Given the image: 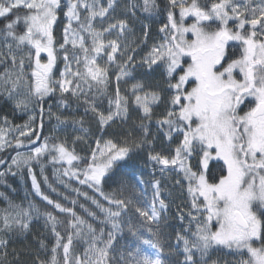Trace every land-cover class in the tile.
<instances>
[{
	"label": "snow or ice",
	"instance_id": "obj_1",
	"mask_svg": "<svg viewBox=\"0 0 264 264\" xmlns=\"http://www.w3.org/2000/svg\"><path fill=\"white\" fill-rule=\"evenodd\" d=\"M116 6L117 0H107L106 6L101 0H65L66 25L59 45L65 63L60 79H54L52 70L57 60V48L53 27L62 7L61 0H0V18L7 21L3 36L8 49L7 55L0 52V62L10 60L12 68L17 69L13 79L12 69L5 68V90L8 97L13 98L22 81L28 88L26 98L15 100L17 108L26 109L30 100L35 98L43 114L44 99L60 92L70 93L77 99L84 97L88 105L86 111L97 114L101 128L114 120L127 119L129 99L120 94L118 83L115 94L109 99L107 114L99 112L95 103L86 98L93 82L97 92L105 91L109 79L108 65H116L117 82L129 75L128 65L133 57L128 55L126 60L117 63L116 53L126 50H122L120 41L131 29L124 19L105 21L110 10L114 11ZM156 7L155 0H143L145 12H152ZM177 8L178 18L174 11ZM20 10H26L23 16ZM132 15L135 16V12ZM10 16L15 19H9ZM189 17H193L194 22L186 24ZM97 20L102 25L107 23V26L98 29ZM21 21L24 31L17 34L16 25ZM230 21L234 28L229 27ZM215 22L219 23L213 27ZM159 31L163 34L162 42L154 45L141 63L149 70L153 65L160 64L165 70L170 91L162 100L159 92L147 91L145 84L137 83L132 87V96L143 114L141 128L145 138L148 128L143 121H151L152 106L163 103L165 112L157 120V127L166 129L164 136L168 141H172L174 136L178 141L171 156L155 153L149 158L162 165V172L170 169L182 174L186 181L191 207L196 215L188 213L190 222L185 231L190 233L191 239L177 234V241L183 242L185 264H196L194 253H199L203 260L213 248L235 251L241 256L238 264H264V0H213L206 6H201L199 0H168L167 22ZM106 34H110L107 39ZM147 35L145 25V39ZM9 38L15 43L17 51L29 49L25 55L30 67L34 63L31 81L27 80L24 72L25 57L20 56L18 61ZM233 41L239 42L242 48L239 58L228 56L229 43ZM41 53H46V63L41 61ZM102 53L106 55L103 65L98 63L103 59ZM245 101L248 103L245 104ZM60 104L68 107L66 98L61 99ZM56 119L61 121L60 116ZM4 122L8 124L7 118ZM7 131L0 128V151L13 147V141L7 139ZM34 131L36 129L28 124L18 126V137L28 136V143H35L40 136L33 137ZM145 142L146 139L132 141L130 145L125 140L123 145H118L109 140L101 148L97 141V150L92 152L90 162L83 168L77 165L75 169L74 162H79L81 157L64 143L50 144L45 138L28 153L17 151L8 171H12L13 166L17 171L26 167L36 193L59 212L69 213L73 218L70 226L74 232L67 236L66 243H61L64 238L56 228L59 221L50 212L45 214L56 237L49 264H60L58 249H62L63 264H110V250L116 235L122 231V213H127L130 208L144 218V224L159 223L160 212L167 209L160 198L159 181L153 185L154 196L148 205L105 194L100 187L114 164L125 159L132 147H141ZM15 147H24V142L17 138ZM46 154L50 155L52 163L68 166L63 169V176L87 184L99 192L109 205L115 206L104 207L93 199V203L104 213L101 223L111 226L107 234L103 228L97 232L91 224L76 216L71 208L61 206L41 192L32 163H39ZM193 159L197 162L195 170ZM211 161L218 163L216 174L209 169ZM0 163L5 161L0 160ZM176 183L179 184L180 180ZM84 195L87 196L86 193ZM31 219V206L26 210L10 205L0 216V231L16 228L24 232L29 228ZM183 219L181 215L180 220ZM192 221H195L194 231L191 230ZM127 227L129 232L137 235L135 225L129 222ZM73 235L85 244L80 254L73 255L70 251ZM137 239L156 249L155 255L142 254L137 247L135 254L129 253L132 258L126 264H163L158 242L140 236ZM256 242H259L258 245ZM7 247L8 241L0 239V254L4 257L8 255ZM41 247H44L43 242Z\"/></svg>",
	"mask_w": 264,
	"mask_h": 264
},
{
	"label": "trees",
	"instance_id": "obj_2",
	"mask_svg": "<svg viewBox=\"0 0 264 264\" xmlns=\"http://www.w3.org/2000/svg\"><path fill=\"white\" fill-rule=\"evenodd\" d=\"M61 1L65 2V0ZM121 1L125 2L126 0ZM133 2L136 5L137 15L132 20L125 19L132 32L130 36L134 39V42L131 43L132 46L130 44L125 46L126 48L128 47V50H131V47L134 48L137 45L135 42L137 39L142 40L144 38L145 25L149 26L151 34H154L157 28L167 22L168 0H155L157 7L152 12H145L143 10V0H133ZM211 2L213 0H199L201 6L209 5ZM25 11L20 10V15L23 16ZM174 11L178 16L179 9L177 8ZM59 18L60 21H58L57 28L53 34L55 39L61 36V29L66 25V19L63 13H60ZM9 19H15V17L10 16ZM6 22L4 18H0V52H3L5 55L8 52L3 36ZM218 23L215 22L213 27ZM23 31L24 24L21 21L16 25V32L17 34H21ZM124 38L128 39L129 36L125 35ZM8 42L13 43V51L17 52L18 61L20 56L25 57L24 72L27 80L31 81L32 77L30 73L32 67H34V63L30 67L27 56L25 55L29 49L24 48L22 51H17L15 43L10 38ZM241 53L242 48L240 44L234 42L229 44L228 56L239 58ZM59 56L60 50H57V57ZM43 58L45 56L41 55V61H43ZM98 63L101 65L104 64L101 60ZM132 64L133 62L130 65L132 66ZM58 65L60 66V64ZM6 67L12 69L13 79L17 72V69L12 68L10 60L0 62V128H5L6 131L7 129H11L7 131V139L13 141V147H7L4 151H0V160L5 161V163H0V173H3L0 176V216L4 214L5 209H9L10 205L19 206L26 210L31 206L32 219L29 223V228L24 232H20L16 228H13L11 231H0V239H6L8 241V255L4 257L0 254V264H49L52 255L51 248L55 245L56 237L51 230V222L46 221L45 214L50 212L59 221L56 228L61 237L64 238L61 243H66L67 236L74 232L70 226L73 218L69 213L59 212L36 193L32 184V176L26 167L17 171L13 166L12 171H8L11 160L17 151L28 153L30 149L35 148L45 138L51 144L59 143L58 138L64 136L68 148L81 157L79 162H74L73 168L75 169L77 165L83 168L90 162V157L96 148L97 141L100 143L111 140L113 143L123 145L124 141L127 140L131 145L132 141L140 142L146 139V142L141 147H132V150L125 159L114 164L100 186L105 194H114L117 197L131 198L134 201L138 202L139 200L140 202V192L137 188L136 180L131 176V169H136L138 166L143 170H147L149 166V153L161 150L162 148L160 147L162 146L168 147L172 145L171 142L173 140L168 141L165 138L164 131L166 129H158L157 127V120L161 119L165 112L164 104H158L153 108L151 121H143V123L147 124L148 128L147 137L145 138V134L141 128L142 115L137 109H134L128 92L122 88H119L120 94L127 96L129 99L128 117L123 121L114 120L103 128H101L98 122L97 114L91 110L86 111L88 105L85 104L84 97L77 99L70 93L61 94L60 92H56L46 97L43 101V114H41L40 105L35 98L30 100L26 109L17 108L15 100L26 98L28 88L22 81L18 91L13 93V98H9L4 84ZM133 72L135 73L136 83L145 84L148 91L159 92L162 100L167 98L170 90L167 88L165 70L160 64L153 65L151 70L145 67V65L139 68L134 67ZM108 77V83L103 93L97 92V88L93 82L92 89L86 94L88 101L95 103L97 110L105 114L109 111V99L115 94L117 87L114 75L112 76L108 73ZM65 98L68 107L60 104V100ZM57 116H60L61 121H57ZM30 117H33V119H30ZM4 118H7V125H5ZM41 123L42 127H39ZM26 124L36 129V131L32 132V136L35 137L38 134L40 140L30 144L28 143V136L18 137V126H24ZM77 137H82V139H77ZM17 138L24 142V147L20 149L15 147V140ZM122 166L126 168V172L124 173L120 172ZM66 167H68L66 164L52 163L51 157L48 154L44 155L39 163L33 162V173L35 174L41 192L53 201L61 204V206L71 208L76 216L91 224L97 232L103 228L105 234H107L111 230V226L101 223L104 219V213L93 203V199L104 207L115 206L109 205L99 192L90 188L87 184H80L75 178L63 176L62 172ZM41 168H43V173L41 172ZM209 169L213 174H216L218 163H211ZM155 170L156 173L160 172L157 168ZM12 172H15V174H12ZM45 177H47V182H45ZM81 178L83 177L81 176ZM154 179L155 181H159L161 189L160 198L167 205V209L162 210L163 223L159 225L153 223L144 224V218L140 217L131 208L127 213H122V231L116 235V239L110 250V264H118L120 253L127 251L129 244L133 240V234L129 232L127 226L123 225V219H128L132 222L138 229L137 233L145 235L153 232L157 234L155 242L159 243L162 250L163 264H185V254L182 250L183 242L177 241V234L188 236L191 239L190 233L185 231V228L189 226L190 222L188 213L192 212L193 215H196L195 210L191 207V198L187 193L186 181L183 180L182 174L175 172L171 178L155 175ZM177 180H180L179 184L176 183ZM85 193L87 196L84 195ZM255 208L256 205H254ZM89 213H94L95 215L93 216ZM181 215L184 217L183 221L180 220ZM200 218L202 219L203 217ZM0 227H2V223H0ZM149 228L151 231H149ZM191 230H195V221L191 222ZM41 242H43L44 247H41ZM256 243L258 245L259 242ZM84 247V242L73 235V245L70 249L72 254H80ZM239 257L241 256L235 251L223 248L211 249L203 260H201L199 253H194L196 264H238ZM244 258L247 257L245 256ZM57 259L60 261V264H63L62 249L57 250Z\"/></svg>",
	"mask_w": 264,
	"mask_h": 264
},
{
	"label": "rangeland",
	"instance_id": "obj_3",
	"mask_svg": "<svg viewBox=\"0 0 264 264\" xmlns=\"http://www.w3.org/2000/svg\"><path fill=\"white\" fill-rule=\"evenodd\" d=\"M238 2H243V0H238ZM254 2H255V0H254ZM101 3L104 6H106L107 0H101ZM61 4H62V7H61L60 10H58V20H57L56 24L53 27V34H54L55 29L57 28L58 21H60V18H59L60 17V13L64 14V11H65V9L63 7L64 2L61 1ZM132 5H135L133 0H130V1L126 0L125 2H123L121 0H117V6H116L115 10L114 11L110 10L109 17H105V21L114 22V21L120 20V19H124V20L125 19H131V20L134 19L135 16L132 15V12H135V15H137V12H136V7L133 8ZM130 16H131V18H130ZM177 18H178V16H177ZM192 22H194V18L193 17H189L185 21L186 24H190ZM231 22L232 21L229 22V27L233 26V23H231ZM206 23H210V22H206ZM96 25H98L97 28L100 29V28L106 27L107 23L102 25V24L99 23V20H97L96 21ZM64 27L65 26H63V28ZM63 28L61 29V36L58 39H55V47L57 48V50H59V45H60V43H62V40H63ZM159 28H157V30H156V32L154 34H151L150 28H149V26H147V32H148L147 38L145 39V37H144L142 40L137 39L135 41L137 43V45H135L134 48L131 47V50H128V47L126 48L125 46H127L128 44H130L132 46L131 43L134 42V39L130 36V34L132 32L129 31V32L125 33V35H128L129 38L128 39H125V38L122 39L121 48H122V50L123 49H126V50H124L123 53H121V52H117L116 53V62L117 63L123 62L124 60H126L128 55H131L133 57L132 66L130 65L131 63L128 65V71H129V75L128 76L122 78L119 82H117L116 81V75H117V71L118 70H117L116 65L115 64L108 65V73L111 74L112 76L114 75V79L119 84V88H122L124 91L128 92V96H129V99L132 102V106L134 107V109H137L141 113L142 116H143L142 111L136 107V105L134 103V98L132 96V87H133V85L137 84L136 80H135V73L133 72V69H134V67L139 68V67L145 65V64L141 63L143 58L146 57L150 53L151 48L154 45L159 44V43L162 42L161 38H162L163 34L160 33ZM233 28H234V26H233ZM109 35L110 34H106L105 38L107 39ZM112 38H115V36L112 35ZM189 38H191V34H189ZM126 40H127V42H126ZM233 42L237 43V44H240L239 42H235V41H233ZM233 42H230V43H233ZM41 55L45 56V58H43L42 62L46 63L47 62L46 53H41ZM101 55L103 56V59H101V61H102V63H105L106 55H104L103 53ZM98 61L100 62V60H98ZM64 63L65 62H64V60H63L61 55L59 57H57L56 64H55V66H54V68L52 70V77L54 79H60V74L64 70ZM58 64H60V66ZM58 66H59V68H58ZM73 67H75V65H73ZM145 67H147V65H145ZM237 78L239 79L240 77L238 76ZM132 81H134V82L131 83ZM145 90H147V89H145ZM247 103H248V101H245V104H247ZM157 105L158 104L153 105L152 107L154 108ZM58 141H59V143H64L65 146L68 147L64 136L59 137ZM177 142L178 141L176 139V136H174L173 142H171L172 143L171 147H169V146L168 147H163L162 146V147H160V148H162L161 150H158L156 152L155 151L154 152H150L149 155L150 154H155V153H160L162 155L171 156L173 154L172 149H174V147L176 146ZM105 143L106 142H100V147L103 148ZM95 150H97V148H95ZM120 161H117V162H120ZM211 162H210V164H211ZM148 163H149V166H148L147 170H143L142 168H139L138 166H137L136 169L135 168L131 169L132 170L131 171L132 172L131 176L136 180L137 188H138V190L140 192V202L142 204H144V205H148V204H150L152 202V199H153V196H154L153 185L156 183V181L154 179V176L155 175H157V176L161 175L164 178H165V176L167 178H171L173 173H174L170 169L167 170V171L162 172L161 171L162 165L156 164L154 161H151L150 158H148ZM196 163H197L196 160L193 159L192 164H193L194 170H195V167H196ZM156 168L159 169V171H160L159 173L160 174L156 173V170H155ZM120 172L121 173L126 172V168L122 166V168H120ZM138 202H139V200H138ZM157 207H158V205H157ZM129 222L130 221L128 219H123V225L127 226ZM162 223H163V211L160 212V221H159V223L157 224V223L153 222V224L159 225V224H162ZM137 236H140L142 239H150L153 242H155L156 241L155 237L157 236V234L153 235V232H151V233L145 234V235L140 234V233H137L136 236L132 235V239H133L132 243L129 244V248H128L127 251H125L124 253H120L119 262H117L118 264H126V262L129 261L132 258L129 255V253L135 254V249L137 247L140 248L142 254L149 255V256H154L155 255L156 249L151 248L149 245L143 244L141 239H137ZM127 254H128V256H127ZM160 258L163 261L162 252L160 253ZM239 258L241 259V257H239Z\"/></svg>",
	"mask_w": 264,
	"mask_h": 264
},
{
	"label": "flooded vegetation",
	"instance_id": "obj_4",
	"mask_svg": "<svg viewBox=\"0 0 264 264\" xmlns=\"http://www.w3.org/2000/svg\"><path fill=\"white\" fill-rule=\"evenodd\" d=\"M229 44H231V43H229ZM213 162H216V161H212L211 163H213ZM211 164H209V166H210Z\"/></svg>",
	"mask_w": 264,
	"mask_h": 264
}]
</instances>
